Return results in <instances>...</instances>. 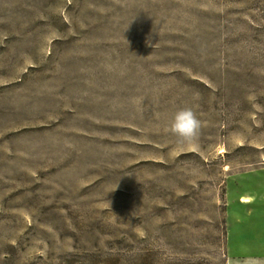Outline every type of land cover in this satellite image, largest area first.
I'll return each mask as SVG.
<instances>
[{
  "label": "rangeland",
  "instance_id": "374dc122",
  "mask_svg": "<svg viewBox=\"0 0 264 264\" xmlns=\"http://www.w3.org/2000/svg\"><path fill=\"white\" fill-rule=\"evenodd\" d=\"M0 264H264V0H0Z\"/></svg>",
  "mask_w": 264,
  "mask_h": 264
},
{
  "label": "clouds",
  "instance_id": "9594fccd",
  "mask_svg": "<svg viewBox=\"0 0 264 264\" xmlns=\"http://www.w3.org/2000/svg\"><path fill=\"white\" fill-rule=\"evenodd\" d=\"M199 127L200 121L191 108L177 109L169 124L170 132L182 142L193 139L198 133Z\"/></svg>",
  "mask_w": 264,
  "mask_h": 264
}]
</instances>
